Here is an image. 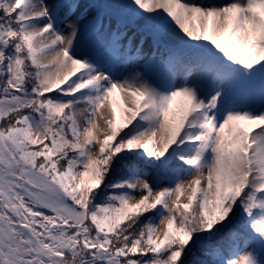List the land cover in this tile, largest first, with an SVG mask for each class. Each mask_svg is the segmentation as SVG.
<instances>
[{
	"label": "snow or ice",
	"instance_id": "1",
	"mask_svg": "<svg viewBox=\"0 0 264 264\" xmlns=\"http://www.w3.org/2000/svg\"><path fill=\"white\" fill-rule=\"evenodd\" d=\"M0 264H264V0H0Z\"/></svg>",
	"mask_w": 264,
	"mask_h": 264
},
{
	"label": "trees",
	"instance_id": "2",
	"mask_svg": "<svg viewBox=\"0 0 264 264\" xmlns=\"http://www.w3.org/2000/svg\"><path fill=\"white\" fill-rule=\"evenodd\" d=\"M195 251L197 252L198 255H202L204 249H202V248H196Z\"/></svg>",
	"mask_w": 264,
	"mask_h": 264
},
{
	"label": "rangeland",
	"instance_id": "3",
	"mask_svg": "<svg viewBox=\"0 0 264 264\" xmlns=\"http://www.w3.org/2000/svg\"><path fill=\"white\" fill-rule=\"evenodd\" d=\"M86 2V0H81V8L83 7V4ZM79 11V10H78Z\"/></svg>",
	"mask_w": 264,
	"mask_h": 264
}]
</instances>
